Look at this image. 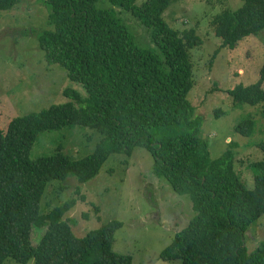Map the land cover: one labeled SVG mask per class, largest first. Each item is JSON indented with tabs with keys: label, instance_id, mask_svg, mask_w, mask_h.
<instances>
[{
	"label": "trees",
	"instance_id": "trees-1",
	"mask_svg": "<svg viewBox=\"0 0 264 264\" xmlns=\"http://www.w3.org/2000/svg\"><path fill=\"white\" fill-rule=\"evenodd\" d=\"M48 6L51 30L38 34L48 66L60 65L81 89L67 87L71 100L16 117L0 131V264H133L113 250L120 223H110L77 237L64 217L74 201L42 214L40 202L49 183L74 176L80 183L97 178L111 155L131 156L145 147L155 159V174L180 195H189L196 217L159 255L182 264H264V243L249 252L246 234L264 217V160L252 164L249 190L235 169L234 145L213 160L203 137L205 118L189 98L195 86L191 52L203 45L195 30L181 33L163 14L173 0H110L148 28L154 48L137 46L114 8L99 9L100 0H39ZM22 0H0V11ZM223 48H236L264 30V0H244L213 22ZM264 66L259 80L237 85L229 93L234 105L262 106ZM223 111H220L221 114ZM253 117L235 132L250 137ZM101 133L94 151L73 159L59 147L55 154L32 160L40 133L64 127ZM264 150V142L260 144ZM35 230L45 229L37 244Z\"/></svg>",
	"mask_w": 264,
	"mask_h": 264
},
{
	"label": "rangeland",
	"instance_id": "rangeland-1",
	"mask_svg": "<svg viewBox=\"0 0 264 264\" xmlns=\"http://www.w3.org/2000/svg\"><path fill=\"white\" fill-rule=\"evenodd\" d=\"M146 0H137L142 5ZM244 0H173L163 14L166 22L181 33L195 30L203 45L192 50L195 86L189 98L196 114L205 118L203 137L210 144L212 159L224 156L234 145L235 169L249 190L254 188L252 164L264 160V113L262 106L234 105L229 93L237 85L249 86L260 78L264 66V30L237 44L223 48V39L213 22L226 10L237 11ZM99 9L114 8L135 37L138 47L152 49L148 28L124 8L100 0ZM49 10L39 0H22L11 11H0V131L7 133L16 117L71 100L67 87L81 89L60 65L48 66L37 33L51 30ZM33 32H37L36 34ZM264 86V85H263ZM220 111H223L219 114ZM255 120L254 132L243 137L235 127L246 117ZM101 133L85 127H64L39 134L31 159L55 154L58 148L73 159L94 151ZM155 159L145 147L131 156L114 154L102 166L97 178L80 183L74 176L49 183L40 202L42 214L74 201L64 217L77 237L110 223H120L113 250L133 259V264H182L165 262L159 255L175 235L196 217L189 195L176 193L165 178L155 172ZM45 229L33 232L37 244ZM264 243V217L246 234L249 252ZM7 264H21L9 259ZM28 264H35L32 260Z\"/></svg>",
	"mask_w": 264,
	"mask_h": 264
}]
</instances>
